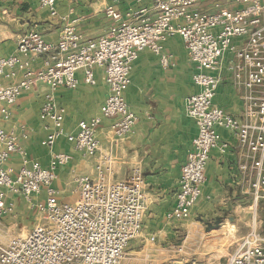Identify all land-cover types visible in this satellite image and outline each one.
<instances>
[{"label":"built area","instance_id":"2783aa9c","mask_svg":"<svg viewBox=\"0 0 264 264\" xmlns=\"http://www.w3.org/2000/svg\"><path fill=\"white\" fill-rule=\"evenodd\" d=\"M146 1L137 0L140 6L126 15L108 6L107 15L115 23L105 35L86 38L75 23L69 22L56 42L30 30L20 37L13 54L0 56V116L9 118L11 106L22 93L45 85L41 113L52 122L42 141L51 149L48 166L29 159L18 134L0 127V215L13 210V203L6 201L12 193L23 195L44 216V221L25 235L0 242V264H122L130 242L142 233L146 210L143 173L134 168L130 182L76 175L79 199L75 203L61 201L52 183L57 168L69 163L72 155L52 150L57 138L65 134V108L57 103L55 92L61 87L76 89L79 73H83L85 83L94 85L95 69L104 71L109 93L100 114L79 121L77 131L66 134L76 150L95 156L100 151L98 127L103 118L114 119L112 132L116 137L134 132L138 116L130 108L125 91L139 52L151 49L166 67L171 55L164 50V43L174 35L182 37L196 64L193 79L197 90L187 97L186 112L198 131L182 167L176 208L167 216L190 217L202 196L212 150L217 148L224 154L231 148L218 130L227 128L236 135L242 150L245 161L241 170L246 174L252 171L255 177L248 191L254 205L252 223L245 236L233 241L224 264H264V235L254 215L264 200V0H234L242 4L236 9L215 0L214 11L199 8L205 0H151V7ZM40 4L50 15H58L56 0H40ZM237 38H244L241 45L235 43ZM229 51L233 54L229 67L244 87V117L214 104L221 81L219 70ZM39 58H43V65L34 68L32 63ZM15 153L23 158L17 171L5 166ZM97 168L103 171L101 165ZM43 190L46 198L41 201L38 196Z\"/></svg>","mask_w":264,"mask_h":264},{"label":"crops","instance_id":"0c3cea01","mask_svg":"<svg viewBox=\"0 0 264 264\" xmlns=\"http://www.w3.org/2000/svg\"><path fill=\"white\" fill-rule=\"evenodd\" d=\"M214 2L205 0L199 8L214 11ZM220 2L227 8L242 7L234 0ZM145 4L151 7L152 1L147 0ZM56 5L58 15L52 16L46 7L41 6L40 0H0V56L13 54L20 37L30 30H37L48 41L56 42L65 25L62 16L78 19V27L86 38L105 35L115 23L105 13L108 6L126 15L137 9L140 3L137 0H56ZM243 41L244 38L235 39L238 45ZM164 50L171 55L166 67L151 49L144 48L139 52L131 71V83L125 91L130 108L138 116L134 132L116 137L112 132L114 119L103 118L98 127L100 151L95 156H85L76 150L66 134L76 132L79 121L100 114L101 105L109 93L104 71L95 69L97 82L94 85L85 83L83 73H79L80 84L76 89L61 87L56 90L55 99L65 108V134L57 138L52 150L69 153L72 159L57 168L52 185L59 191L61 201L75 203L79 199L76 175L130 182L133 169L140 168L146 202L143 228L140 236L130 242L123 264H174L183 262L182 259H186L187 264H224L233 241L238 238L224 242L223 235L219 239L215 231L226 219L235 221L232 213L243 204L253 211V199L248 191L255 174L251 171L250 176L240 168L245 159L236 135L227 128L218 127L222 137L230 141V150L224 154L217 148L212 150L202 196L193 206L190 217L168 218L167 213L176 208L182 167L198 131L195 120L186 112V99L195 93L197 86L193 79L196 64L182 37L174 35L169 38L164 43ZM232 55L227 52L222 61L221 81L214 104L229 114L244 117L241 96L244 87L229 67ZM32 65L41 67L43 58L35 60ZM15 81L9 79L8 82ZM46 90L45 85H39L25 91L11 106V116H0V127L16 132L28 158L43 166H48L51 160V149L42 143L52 126L51 120L41 113ZM23 126L26 137L23 136ZM22 162V154L15 153L5 166L17 171ZM98 165L102 166V172H99ZM19 197L8 193L6 201L12 202L14 208ZM45 198L46 191L43 190L38 199L44 201ZM218 219H221L220 226L208 230L209 223ZM208 237L214 240L205 243Z\"/></svg>","mask_w":264,"mask_h":264},{"label":"rangeland","instance_id":"374dc122","mask_svg":"<svg viewBox=\"0 0 264 264\" xmlns=\"http://www.w3.org/2000/svg\"><path fill=\"white\" fill-rule=\"evenodd\" d=\"M105 13L107 15L106 11ZM62 19L65 21V24L69 22L75 23L79 29L78 19H70V17L66 16H62ZM19 196L21 198L19 197L20 200L17 207L15 205L11 212L0 215L1 243L8 242L13 236L25 235L34 225L44 221L43 214L39 212L36 207H33L23 195L19 194ZM246 206L247 205L243 204L237 212L232 213V217H234L235 221H230L229 219L224 221L223 225L220 226L221 228L219 227V229L215 231L217 238L220 239L223 235L222 241L226 242L233 238H241L245 236L252 223L251 217L253 214V211L251 212L250 208ZM254 215H257L264 235V202L259 205L257 213H254ZM219 239L215 240L219 241ZM212 240H214L213 237H208L204 242L210 243ZM182 261L189 263L186 259H182Z\"/></svg>","mask_w":264,"mask_h":264},{"label":"water","instance_id":"95a60500","mask_svg":"<svg viewBox=\"0 0 264 264\" xmlns=\"http://www.w3.org/2000/svg\"><path fill=\"white\" fill-rule=\"evenodd\" d=\"M220 224H221V219H218L217 221H215V223H209L208 230L212 228H217L220 226Z\"/></svg>","mask_w":264,"mask_h":264}]
</instances>
